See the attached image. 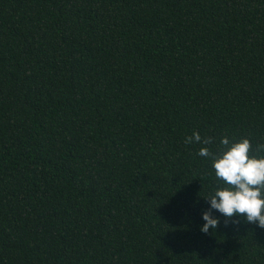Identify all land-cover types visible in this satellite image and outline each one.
Listing matches in <instances>:
<instances>
[{"label":"trees","instance_id":"obj_1","mask_svg":"<svg viewBox=\"0 0 264 264\" xmlns=\"http://www.w3.org/2000/svg\"><path fill=\"white\" fill-rule=\"evenodd\" d=\"M194 131L264 156V0H0V264H264Z\"/></svg>","mask_w":264,"mask_h":264},{"label":"clouds","instance_id":"obj_2","mask_svg":"<svg viewBox=\"0 0 264 264\" xmlns=\"http://www.w3.org/2000/svg\"><path fill=\"white\" fill-rule=\"evenodd\" d=\"M184 142L202 145L197 154L211 158L215 177L226 185L204 197L208 207L201 213L200 231L207 234L210 228L216 230L219 217L213 212L226 219L242 217L248 223L264 228V156L250 155L251 143L247 138L230 141L227 136H222L219 154L210 153L206 146L212 143V138L202 139L198 132L186 136ZM257 149L264 151V144H258Z\"/></svg>","mask_w":264,"mask_h":264}]
</instances>
